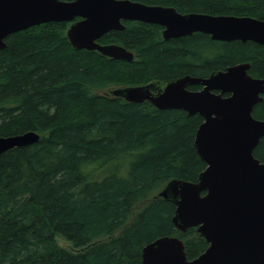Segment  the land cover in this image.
I'll list each match as a JSON object with an SVG mask.
<instances>
[{"label":"trees","instance_id":"16d2710c","mask_svg":"<svg viewBox=\"0 0 264 264\" xmlns=\"http://www.w3.org/2000/svg\"><path fill=\"white\" fill-rule=\"evenodd\" d=\"M130 1L264 20V0ZM123 23L99 42L127 48L132 62L76 50L67 22L12 34L0 49V137L40 135L0 154V264H141L143 248L162 236L182 239L189 260L209 247L196 228L177 230L175 204L159 196L171 180L197 182L206 169L195 146L203 118L101 92L208 78L241 63L264 78V45L204 33L164 40L159 25ZM253 116L264 121V95ZM254 156L264 163V137Z\"/></svg>","mask_w":264,"mask_h":264},{"label":"water","instance_id":"95a60500","mask_svg":"<svg viewBox=\"0 0 264 264\" xmlns=\"http://www.w3.org/2000/svg\"><path fill=\"white\" fill-rule=\"evenodd\" d=\"M127 21L161 26L164 40L204 33L216 41L264 45V20L248 16L181 14L130 0H0V49L12 34L67 22V37L76 50L132 62L134 53L127 48L99 42L111 31L124 30ZM249 69V63H241L208 78L186 75L111 90L127 102L203 118L195 146L206 169L197 182L171 180L159 196L175 204L177 230L196 228L209 247L189 260L182 239L162 236L143 248L141 264H264V163L254 156L264 121L253 116L263 101L264 78L252 77ZM193 86L201 89H189ZM39 140L34 131L0 137V154Z\"/></svg>","mask_w":264,"mask_h":264},{"label":"rangeland","instance_id":"374dc122","mask_svg":"<svg viewBox=\"0 0 264 264\" xmlns=\"http://www.w3.org/2000/svg\"><path fill=\"white\" fill-rule=\"evenodd\" d=\"M113 89H115V88L111 87L109 89L104 90L101 93L105 94V95H111V90H113ZM58 242L64 248H67V249H70V250L73 249L72 245L70 243H68L65 239H63L61 236H58Z\"/></svg>","mask_w":264,"mask_h":264}]
</instances>
